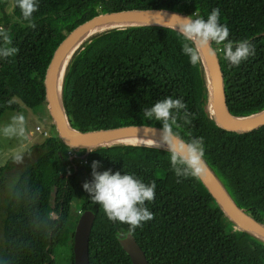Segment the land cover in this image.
<instances>
[{
  "label": "trees",
  "instance_id": "16d2710c",
  "mask_svg": "<svg viewBox=\"0 0 264 264\" xmlns=\"http://www.w3.org/2000/svg\"><path fill=\"white\" fill-rule=\"evenodd\" d=\"M63 1L37 0V12L50 13L32 20L35 27L17 17L11 23L6 14L1 18L0 49L16 52L0 56V117L27 107L48 112L44 77L67 34L98 13L136 8H165L205 20L214 8L220 9L228 39H246L255 46L254 55L232 66L224 59L223 46L212 44L222 65L228 107L237 116L264 110V0H71L66 8L52 11ZM183 42L179 30L163 25L93 35L73 53L63 75L68 119L84 131L132 124L162 128L160 121L143 119L142 110L165 97L182 99L189 122L178 118L180 128L174 130L186 141L203 137L210 170L240 208L264 223V126L234 132L217 124L202 57L192 65ZM184 115L180 110L179 117ZM152 145L72 150L57 132L46 137L41 154L12 186L2 213L0 206V264H61L55 256L62 249L69 254L66 264H75V228L79 211L86 209L96 213L90 264H133L118 240L128 225L110 221L82 187L92 179L94 160L101 162L98 171L126 172L145 184L155 181V199L145 203L154 218L133 233L150 264H264V240L239 230L201 179L181 177L178 182L170 153ZM6 168H0V186Z\"/></svg>",
  "mask_w": 264,
  "mask_h": 264
},
{
  "label": "water",
  "instance_id": "95a60500",
  "mask_svg": "<svg viewBox=\"0 0 264 264\" xmlns=\"http://www.w3.org/2000/svg\"><path fill=\"white\" fill-rule=\"evenodd\" d=\"M185 16L188 15L165 8H136L104 11L85 20L67 34L57 47L44 77L47 110L53 120V124L59 137L66 145L70 148L88 149L87 147L94 148L110 144H134L112 142L117 138L127 135H145L159 139L161 128L146 124L122 125L85 131L75 128L68 119V114L62 100L63 75L66 69L62 75L59 87L57 73L65 55L74 43L86 33L98 27L111 23L129 22L130 24L114 26L112 28L141 25H164L178 30L177 25L180 22L179 17ZM211 47L214 49L213 46ZM78 48H76V50ZM201 57L204 66V58H207L212 72L213 88H210L208 83L210 111L217 124L225 130L234 132H251L264 126V110L247 116H237L230 111L224 85V73L217 52L213 54L211 50L205 48L201 52ZM201 181L222 208L225 215L234 222L239 230L249 231L260 239L264 238V223L245 212L232 200L209 167L208 172L201 178ZM95 218L96 213L92 209H86L80 213L74 234L73 252L75 264H90L89 241ZM118 240L123 249L131 257L133 264H150L145 251L136 240L134 234L128 235L127 231H125L123 235L118 236Z\"/></svg>",
  "mask_w": 264,
  "mask_h": 264
},
{
  "label": "clouds",
  "instance_id": "9594fccd",
  "mask_svg": "<svg viewBox=\"0 0 264 264\" xmlns=\"http://www.w3.org/2000/svg\"><path fill=\"white\" fill-rule=\"evenodd\" d=\"M16 4L23 18L29 21V26L35 27L32 23V14L38 10L37 0H16ZM179 20L177 27L184 41L182 51L194 66L200 62L201 52L205 48L215 54L216 49L211 47L213 43L223 46L221 50L224 59L232 66H239L242 61L255 54V46L250 41L245 39L234 42L228 39L229 28L219 22L218 8H214L206 20L202 17L193 19L190 15L179 17ZM5 40L11 42L7 36ZM15 52L14 48H3L0 49V56L7 58ZM173 110L176 114H173ZM180 110H184L183 117H179ZM142 117L161 122L162 128L156 146L170 153V165L178 182L181 177L199 180L206 175L208 166L204 159L203 137H193L186 141L174 130L180 128L178 118L189 122L187 105L182 99L165 97L157 100L151 107L142 110ZM9 131L14 129H5L6 133ZM22 131L21 129V133ZM87 148L94 151L90 147ZM22 159L21 156L15 157L17 163L22 162ZM100 167V161H92V179L85 181L82 187L88 193L91 202L102 207L110 221L127 224V234L131 235L138 227H143L144 223L154 218V214L148 210L145 203L154 201L156 183L153 180L150 184H145L141 179L126 172L121 174L120 171L112 172L111 169L98 171Z\"/></svg>",
  "mask_w": 264,
  "mask_h": 264
},
{
  "label": "rangeland",
  "instance_id": "374dc122",
  "mask_svg": "<svg viewBox=\"0 0 264 264\" xmlns=\"http://www.w3.org/2000/svg\"><path fill=\"white\" fill-rule=\"evenodd\" d=\"M70 2L71 0H64L59 8L52 11H60L66 8ZM49 13L50 11H35L32 14V20L41 18ZM5 14L8 15L11 23L18 21L17 18L27 21L23 18L21 10L15 5L14 0H0V27L2 28L5 27V20L1 18L4 17ZM20 118H22V122H20ZM53 125V120L49 112L46 111L45 114H41L39 111L28 107L20 111L8 110L0 117V168L7 165L3 174L4 183L0 186L1 213L3 212V206L6 204L12 186L20 173L42 152L41 144L48 136H45L37 130V126H40L41 130L48 131L50 136H52L57 132ZM6 128H12L14 131L6 133ZM21 129L23 130L22 133ZM71 149L74 150L73 148ZM71 153L72 151L68 152V154ZM17 156L23 158L22 162H16L15 157ZM79 213L81 212L79 211ZM2 244L3 230L0 216V248ZM55 257L61 264H66L68 260H70L69 254L65 249L57 252Z\"/></svg>",
  "mask_w": 264,
  "mask_h": 264
},
{
  "label": "bare ground",
  "instance_id": "6f19581e",
  "mask_svg": "<svg viewBox=\"0 0 264 264\" xmlns=\"http://www.w3.org/2000/svg\"><path fill=\"white\" fill-rule=\"evenodd\" d=\"M127 24H130V23L129 22H119V23L106 24V25H103L101 27H98V28L86 33L84 36L79 38L74 43V45L70 48V50L67 52V54L64 57V60L62 61L61 65H60V67L58 69V73H57L58 87L61 84L62 75L64 73V70L67 68V66H68V64L70 62L71 56H72L73 52L76 50V48H78L85 41L90 39L93 35H95L96 33H98L101 30L112 28L114 26H124V25H127ZM204 61H205V67H206L207 81H208V83L210 85V88H213L212 72H211L210 64H209V62H208L206 57L204 58ZM156 141H158V139L150 137V136H145V135H127V136H122L120 138H117V139L113 140L112 142H115V143H140V144H153V145H156Z\"/></svg>",
  "mask_w": 264,
  "mask_h": 264
},
{
  "label": "built area",
  "instance_id": "2783aa9c",
  "mask_svg": "<svg viewBox=\"0 0 264 264\" xmlns=\"http://www.w3.org/2000/svg\"><path fill=\"white\" fill-rule=\"evenodd\" d=\"M37 130H39L41 133H43L45 136H50L49 132L46 130H41L40 126H37ZM81 212V211H80Z\"/></svg>",
  "mask_w": 264,
  "mask_h": 264
}]
</instances>
